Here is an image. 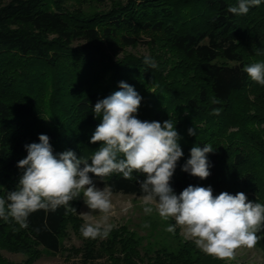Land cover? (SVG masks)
Listing matches in <instances>:
<instances>
[{
	"label": "trees",
	"instance_id": "16d2710c",
	"mask_svg": "<svg viewBox=\"0 0 264 264\" xmlns=\"http://www.w3.org/2000/svg\"><path fill=\"white\" fill-rule=\"evenodd\" d=\"M237 4L127 0L89 15L71 12L58 0H11L0 7V198L7 202L8 192L15 190L23 171L17 163L27 156L25 145L39 143L40 134L49 137L55 155L71 150L91 163L101 146L91 143V136L102 122L92 109L98 100L119 91L123 81L142 97L138 119L170 120L180 134L183 156L170 182L175 194L189 185L210 186L214 196L244 192L249 201L264 205V85L243 71L247 65L264 63V0L245 15L227 11ZM8 21L40 33L11 27ZM43 30L57 37H42ZM159 35L164 46L182 55L168 72L185 77L187 92L172 86L169 75L144 59L113 61L104 51V45L148 44ZM72 41L82 43L71 46ZM249 92L256 96L251 112L237 102L233 105L238 95ZM190 127L195 136L188 135ZM204 144L213 152L207 154L211 174L202 180L182 167L190 149ZM89 175L94 184L109 185L112 192L142 196L137 180L145 177L140 173L133 172L130 180L120 173ZM78 203L79 197L54 212L32 213L27 228L0 218V249L24 255L18 263L0 254V264H31L42 250L59 251L64 223ZM257 236L256 247L264 252V229ZM138 246L132 235H117L105 245L113 264H225L189 241L176 251L156 249L148 256Z\"/></svg>",
	"mask_w": 264,
	"mask_h": 264
},
{
	"label": "clouds",
	"instance_id": "9594fccd",
	"mask_svg": "<svg viewBox=\"0 0 264 264\" xmlns=\"http://www.w3.org/2000/svg\"><path fill=\"white\" fill-rule=\"evenodd\" d=\"M260 4L261 0H238L227 11L245 15ZM143 62L157 67L151 57L146 56ZM243 71L252 81L264 85V63L247 65ZM119 88L98 100L92 109L96 117H102V122L91 136V143L101 145L92 155L91 163L71 150L55 155L45 134L39 135V143L25 145L27 156L17 163L22 175L15 190L8 192L7 202L0 198V218L5 221L11 218L21 228H27L30 214L39 210L54 212L83 192L84 203L91 211L81 214L86 219L81 234L84 238H107L113 227L107 223L112 206L111 187L106 184L103 189L96 187L89 173L99 178L120 173L130 180L136 172L145 177L137 180L144 213L151 214L154 205L165 220L174 218L186 238L192 239L206 254L231 259L237 248H253L259 239L257 233L264 229V205L249 201L244 192L232 195L225 191L214 196L210 186L189 185L179 195L175 194L170 182L183 156L178 143L180 134L170 120L161 123L138 119L136 113L142 97L123 81ZM214 114L218 115L219 109ZM187 132L196 135L193 127ZM211 152V145L193 146L182 171L206 179L211 174L207 159ZM91 213H99L101 218L92 222ZM166 231L175 232V226L169 225Z\"/></svg>",
	"mask_w": 264,
	"mask_h": 264
},
{
	"label": "rangeland",
	"instance_id": "374dc122",
	"mask_svg": "<svg viewBox=\"0 0 264 264\" xmlns=\"http://www.w3.org/2000/svg\"><path fill=\"white\" fill-rule=\"evenodd\" d=\"M11 0H0V7L7 4ZM59 3L69 9L71 12L83 15H89L97 12L108 11L117 4L125 3L127 0H104L97 2L95 0H58ZM11 27L24 26L27 29L32 28L29 25H22L20 22L8 21ZM33 31V30H32ZM34 33H40L34 30ZM42 37L52 39L57 37L54 32L44 31ZM155 39L152 43L143 41L135 45H126L115 43L113 46L104 45L105 53L116 61L127 57H135L144 59L146 56L151 57L157 67L162 69V75L167 76L171 80V85L178 88H184L187 92L189 84L185 81V77L179 74L168 72V68L180 61L182 55L170 48L164 46L162 37ZM146 39H149L146 37ZM79 41H72L71 46L81 44ZM160 63V64H159ZM152 87H150L151 90ZM255 94L249 92L247 95L240 94L233 101L240 105L247 106V112H251L254 107L252 105ZM96 187L103 189L104 185L95 182ZM83 192L79 196V203L72 211L71 217L64 223V228L60 236V250L57 252H49L42 250L41 255L33 260L31 264H113L110 258L109 250L105 245L117 235H132L138 242L141 252L153 255L155 250L165 249L166 251H176L184 241L193 242L190 238H186L184 230L180 226H176L174 218L165 220L155 210L145 214L143 211L144 203L141 196L135 194H127L122 192H112L111 209L107 214V223L113 225L107 238L97 237L96 239L84 238L81 234V227L86 223V219L82 213H89L91 210L84 203ZM101 218L99 213H91L89 219L95 222ZM149 225L144 227V225ZM169 225L175 226V232L166 231ZM0 254L10 262L20 263L24 259V255L19 252L0 249ZM114 255L121 257L123 253L114 252ZM133 257V256H132ZM220 259V258H218ZM225 264H264V252L256 247L248 248L241 246L235 250L234 257L231 259H220Z\"/></svg>",
	"mask_w": 264,
	"mask_h": 264
}]
</instances>
